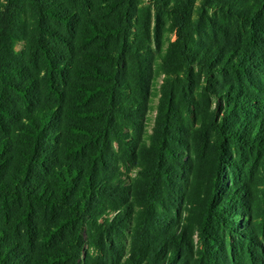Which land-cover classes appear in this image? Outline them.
I'll return each instance as SVG.
<instances>
[{"label": "trees", "instance_id": "16d2710c", "mask_svg": "<svg viewBox=\"0 0 264 264\" xmlns=\"http://www.w3.org/2000/svg\"><path fill=\"white\" fill-rule=\"evenodd\" d=\"M0 264H264V0H0Z\"/></svg>", "mask_w": 264, "mask_h": 264}, {"label": "rangeland", "instance_id": "374dc122", "mask_svg": "<svg viewBox=\"0 0 264 264\" xmlns=\"http://www.w3.org/2000/svg\"><path fill=\"white\" fill-rule=\"evenodd\" d=\"M23 47V45L22 44H20L19 46H18V49H21ZM160 81H161V78L159 79V82H158V85H157V87H159V84H160ZM157 102V98L155 99V103ZM152 116H151V121H150V123H149V130H151V127H152V125H153V119H154V117H155V113H153V114H151Z\"/></svg>", "mask_w": 264, "mask_h": 264}]
</instances>
